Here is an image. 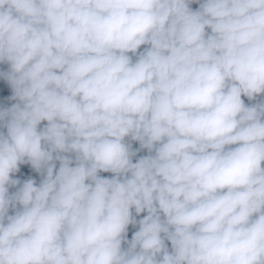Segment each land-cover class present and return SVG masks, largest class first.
Segmentation results:
<instances>
[{
    "label": "clouds",
    "instance_id": "1",
    "mask_svg": "<svg viewBox=\"0 0 264 264\" xmlns=\"http://www.w3.org/2000/svg\"><path fill=\"white\" fill-rule=\"evenodd\" d=\"M0 264H264V0H0Z\"/></svg>",
    "mask_w": 264,
    "mask_h": 264
}]
</instances>
